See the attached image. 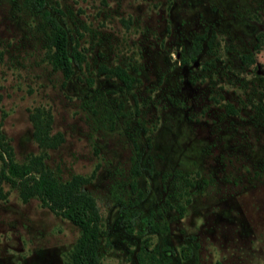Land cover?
<instances>
[{
    "label": "rangeland",
    "instance_id": "obj_1",
    "mask_svg": "<svg viewBox=\"0 0 264 264\" xmlns=\"http://www.w3.org/2000/svg\"><path fill=\"white\" fill-rule=\"evenodd\" d=\"M45 1L84 60L65 80L41 15L0 0V132L13 160L42 152L30 117L48 113L62 141L44 166L61 181L93 173L103 263L138 264L145 249L163 264H264V0ZM202 33L207 53L180 64ZM149 215L166 230L150 232ZM78 235L0 179V264H67Z\"/></svg>",
    "mask_w": 264,
    "mask_h": 264
},
{
    "label": "trees",
    "instance_id": "obj_2",
    "mask_svg": "<svg viewBox=\"0 0 264 264\" xmlns=\"http://www.w3.org/2000/svg\"><path fill=\"white\" fill-rule=\"evenodd\" d=\"M25 6L30 11L39 13L48 26L47 47L50 52V62L52 66L59 70L65 80L69 79L74 68L79 69L83 62V55L77 49V41L72 43V39L65 25L46 7L45 0H23ZM205 44V45H204ZM210 41L205 33L196 37L192 45L185 50L184 58L180 64H187L194 61L206 49ZM210 47V46H209ZM243 62H251L246 55H241ZM98 72L109 77L117 78L123 85L130 87L133 80L125 69L115 66L107 68L101 66ZM230 110L231 106L226 105ZM33 125V138L36 140L42 152L32 155L26 162L18 163L13 160L11 147L4 140L0 132V179L5 180L15 188L22 201L36 197L43 206L52 213L69 220L79 230L78 238L69 253L67 264H106L101 261L99 254L100 243V216L94 197L84 188L89 182L93 173L88 177L72 175L69 179L61 181L53 175L50 169L44 166V150L57 147L62 141L59 133L49 134L50 117L48 113L36 111L31 117ZM135 183L131 182L133 188ZM138 200V199H137ZM183 206L176 208L179 215L182 214ZM133 214L127 210L122 214V226L127 230H132ZM147 227L150 232H161L166 230V225L153 220L149 215ZM187 252L188 246L184 248ZM138 264H163V261L154 251L140 249L137 253Z\"/></svg>",
    "mask_w": 264,
    "mask_h": 264
},
{
    "label": "flooded vegetation",
    "instance_id": "obj_3",
    "mask_svg": "<svg viewBox=\"0 0 264 264\" xmlns=\"http://www.w3.org/2000/svg\"><path fill=\"white\" fill-rule=\"evenodd\" d=\"M192 62H194V64H196L195 60H194V61H192Z\"/></svg>",
    "mask_w": 264,
    "mask_h": 264
}]
</instances>
